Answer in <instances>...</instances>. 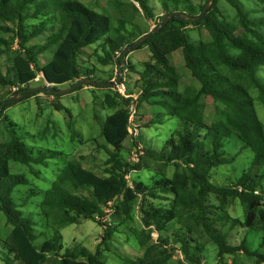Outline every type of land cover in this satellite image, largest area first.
Segmentation results:
<instances>
[{
  "label": "trees",
  "instance_id": "trees-1",
  "mask_svg": "<svg viewBox=\"0 0 264 264\" xmlns=\"http://www.w3.org/2000/svg\"><path fill=\"white\" fill-rule=\"evenodd\" d=\"M135 1L140 3L145 18L154 17L150 0ZM160 1L164 13L157 26L171 13L187 15L189 19L173 18L159 33L132 50H149V60L143 63L142 70L130 60L124 70L139 77L137 110L148 103L152 110L146 115L152 116V124L163 123L164 117H177L182 127L171 133L162 150L145 147L143 159L133 165L122 156L121 150L130 137V106L134 99H126L112 88L96 86L108 91L102 107L113 112L102 126L105 145L101 147L107 159L102 175H98L79 161L68 160L62 150L28 145L25 136L18 132V124L5 115L8 104L0 113V123L8 136L7 141L0 142V214L10 228L1 239L0 247L6 251L1 256L4 263L108 264L102 245L111 253L109 245L115 233L125 221L134 219V210H137L141 228H128L136 238L131 244L141 254L137 257L116 254L122 264H168L173 259L174 247L181 248L190 264H201L202 248L194 235L200 226L218 247V264H225L226 257L239 252L253 259L254 264H264V251H261L264 250V123L258 116L253 96L257 91V99L264 106V79L259 77L264 69V0H246L259 7L256 10L260 16L253 9H247L243 0H225L235 9L236 22L223 14L220 0H214L201 20L196 18L209 0ZM109 3L110 7L119 9L117 24L112 14L97 12L79 0H0V57L14 42L22 51L20 62L24 66L21 75L13 74L12 69L7 72L0 69V88L9 87L12 93L0 100V107L11 97L29 91L27 81L20 78L24 73H30L27 76L32 78L33 71L42 74L44 81L56 85L55 88L66 83L73 86L88 78L98 80L95 66L83 67L80 63L85 48L101 45L104 54L98 55V63L107 67L116 61L121 66L126 48L151 31L135 23L140 11L133 3L126 0H109ZM130 8L133 10L129 11ZM190 28L206 31L208 39L193 42ZM239 31L243 34H238ZM45 34L48 35L43 43L32 45ZM179 50L198 87L190 85L181 91L182 77L173 63V55ZM48 52H52V58L42 65L40 58ZM111 79L109 75L107 81ZM15 88L18 90L13 93ZM41 93L52 96L40 92L20 101ZM208 98L214 105L210 125L205 120L204 100ZM55 107L64 109L60 104ZM237 141L243 149L253 152L250 172L257 169L258 173L245 172L235 184L219 186L212 182L210 173L213 168L236 160L227 155L226 147ZM56 157H61L64 166L48 190L29 188L28 176L11 170L13 162L40 175L42 168L38 167L47 168L49 160ZM151 161L161 166L160 172H152L150 180L134 176L144 168L151 171ZM170 168L172 175L167 173ZM37 195L43 196L40 212L46 230L41 232L37 230L39 222L34 213L26 211ZM147 199L163 202L147 206ZM236 200L245 210L240 225L257 232L259 245L255 250L250 249L246 240L240 245H230L228 236L216 227L230 220L227 209ZM184 209L197 213L182 216ZM81 220H92L105 229L102 243L96 251L77 245L61 253L60 230ZM190 220L196 222L194 226ZM113 224L119 226L113 228ZM154 233H158V239L153 237ZM42 238L44 241L37 245Z\"/></svg>",
  "mask_w": 264,
  "mask_h": 264
},
{
  "label": "rangeland",
  "instance_id": "rangeland-1",
  "mask_svg": "<svg viewBox=\"0 0 264 264\" xmlns=\"http://www.w3.org/2000/svg\"><path fill=\"white\" fill-rule=\"evenodd\" d=\"M88 6H91L97 12H107L112 14L114 19V24H117L116 18L119 16L116 7L112 8L109 6V0H79ZM124 1V0H121ZM130 3L131 0H126ZM246 3L247 9H253L260 16V12L257 11L259 7H254L251 2L243 0ZM209 2V1H208ZM214 2V1H213ZM149 6L153 10L154 17L152 19L145 18L144 12L137 14L135 23H140V27L143 30L152 31L155 29V24L158 23L160 15L164 13L163 7L160 0H150ZM219 7L223 14L227 16L232 22H236L237 14L235 9L227 3L225 0H220ZM130 8L129 11H132ZM125 15L127 12L124 13ZM190 36L193 42H197L198 39H208V33L206 31H198L192 28L189 29ZM238 34H243L239 31ZM45 34L32 42L33 44L43 43ZM9 36V35H8ZM7 36V37H8ZM12 41V40H11ZM10 49L6 54L0 57V69L7 72L12 69L13 74L24 72L23 63L20 62L23 56L19 46L11 42ZM103 49L101 45H94L85 48L83 53H81L80 63L83 67H88L93 65L96 67L95 77L99 81H106L109 75L112 76L111 81L116 82L120 77V73L117 71L121 69L122 65L119 66L115 61L114 65L107 67L101 66L98 63V55H103ZM150 53L148 49H140L134 51L128 58L132 64H135L139 70L143 69V63L148 61ZM52 58V52L44 54L40 58L42 65H45ZM20 62V63H19ZM173 63L177 67L179 73L181 74V91L184 90L186 86H196L197 81L191 76V72L187 69L182 50L177 51L173 57ZM128 61H126V68ZM33 71V69H31ZM123 77H125V85L128 94H133L135 99L139 98L140 89L138 87L137 80L138 75L132 73L130 70H123ZM30 73H24L20 76L21 81L26 82L30 88H37L48 83L42 81L41 74L33 71V78L28 77ZM13 76V75H12ZM259 77L264 79V69L259 72ZM97 80V81H98ZM71 83H66L64 85L57 86L58 90H67L72 86ZM198 85V84H197ZM198 87V86H196ZM112 88V87H111ZM9 87L0 88V100L8 96ZM116 91V89H114ZM108 91L105 89H99L93 86H85L83 89L76 90L70 94L63 95L57 99L54 97L46 96L44 94H39L37 97H32L26 101H16L13 104H9L10 107L6 110L5 115L8 116L12 121L18 124V132L25 136L28 145L35 146L37 148H47L51 150H62L67 156L68 160H77L84 165L86 169L102 175L104 169V162L107 159V155L102 150L103 145H105V140L102 138V126L106 118L113 112L110 110H105L102 107V102ZM40 93V92H39ZM12 94V93H11ZM37 94V93H36ZM11 96V95H10ZM253 96L256 99V110L260 120L264 123V106L257 99L258 92L254 91ZM206 104L205 110V120L207 124H211L214 117V105L210 98L204 100ZM56 104H60L64 107L63 110H57ZM136 108V114L134 117L135 126H140V120L142 122V130L138 135H133L124 143V149L121 150L122 156L124 158L130 159L132 152L138 159H143L145 147L146 149L152 148L156 150H162L166 141L171 137V133L177 129H180L183 125L181 120L177 117H164L163 123L152 124V116L146 115L152 108L148 103L142 104L140 109L137 110L138 103H134ZM8 136L6 131L2 128L0 123V142L7 141ZM236 141V140H233ZM139 145V146H138ZM228 150V156L235 157V161L230 165H222L220 167H215L210 173V178L213 183L219 186L229 187L237 182L238 179L245 173H250L255 175L258 173L257 169L250 172L251 164L253 160V152L250 149H243L242 143L239 141L234 142L226 147ZM143 150V153H140ZM140 151V152H139ZM49 166L47 168H42L40 175H34L31 173L28 167H23L17 163H11L12 173H25L30 179L31 185L29 188H40L42 190H48L52 186V183L59 174V170L64 166V162L61 157H56L55 159L49 160ZM138 162H134L136 164ZM152 165L151 171L144 168L138 173L134 174L142 180H150L154 175L152 172H160L161 166L155 162H150ZM167 173L172 175L173 169L167 170ZM25 190V189H24ZM16 195H19V190L16 191ZM21 198V197H20ZM43 199L42 195H37L30 201L27 206V212H33L39 222L37 227L38 232L46 230L45 219L40 212V203ZM213 202L217 204L215 197L211 198ZM149 204H160L163 201H158L155 199H147ZM182 216L189 215L188 213H197V211H187L184 209L181 211ZM230 220L221 226L218 223L216 227L222 234L228 236V242L230 245L236 246L240 245L243 240L247 241L248 246L251 250H255L259 245V238L257 232L249 231L240 225L241 221H244L245 210L241 205L239 200L232 202L227 209ZM38 214V215H37ZM107 221V219L105 220ZM117 222V221H115ZM120 221H118L119 223ZM195 222V221H194ZM193 220H190V224L194 226ZM196 223V222H195ZM141 215L137 210H134V219L130 222H124L119 230L115 233L112 240V252L106 251L108 248L105 244L102 245L101 249L104 250L105 257L108 264H122V261L117 257L118 253L122 256L126 254H131L137 257L141 254L138 248L132 246L131 243L136 242L135 236L130 235V229L128 227H138L141 228ZM117 225H112L114 228ZM10 228L7 226L5 218L0 214V245L1 239H4L9 233ZM105 229L99 224L92 220H81L78 223L69 224L64 226L60 233L62 235V246L63 250L61 253H65L69 249H73L77 245H81L89 249L90 251H96L98 246L102 243V238ZM48 234V233H47ZM264 234V233H262ZM195 238L197 239L199 246L202 248V252L199 254L201 257V264H218V247L212 241V239L201 230V226L194 231ZM49 236V234H48ZM158 233H154V238L158 239ZM44 241V239H39L36 244L39 245ZM110 243V242H108ZM173 259L168 264H190L186 260L184 253L180 247H174ZM193 250H196L192 247ZM264 251V250H261ZM5 250L0 247V264H7L2 261L1 256H5ZM117 254V256H116ZM225 264H254L253 259L247 258L244 252H239L234 256H228L225 259ZM12 264V263H11Z\"/></svg>",
  "mask_w": 264,
  "mask_h": 264
},
{
  "label": "water",
  "instance_id": "water-1",
  "mask_svg": "<svg viewBox=\"0 0 264 264\" xmlns=\"http://www.w3.org/2000/svg\"><path fill=\"white\" fill-rule=\"evenodd\" d=\"M214 0H209V2L206 4L203 13L198 16L196 19L197 20H201L206 14L207 12L210 10L212 4H213ZM180 18L183 20H187L189 19V16L185 15V16H181L178 13H171V14H167L164 16L163 20L160 22V24L155 28V30L151 31L148 34H145L144 36H142L137 42H135L134 44H132L131 46H128L123 54L122 57V67L120 69V77L118 78V80L116 82H111V81H97L91 78L88 79H83L79 82H77L75 85H73L70 89L67 90H58L57 88H55L56 85H43L37 88H30L29 91L26 94H23L22 96H20V94L15 95L14 97H11L9 100L5 101L2 106L0 107V113L6 108V106L8 104H13L16 101H20L21 99H23L24 97H28V96H32L36 93L39 92H44L47 94H51V95H56V96H63V95H67L70 94L74 91H76L78 88L86 86V85H91V86H103V87H114L117 84H120L123 80V73H124V67L126 65V61L127 58L129 57V55L131 54V50L133 49H137L138 47H140L145 41H147L151 36H153L154 34L159 33L165 26H167L169 24V22L173 19V18Z\"/></svg>",
  "mask_w": 264,
  "mask_h": 264
},
{
  "label": "clouds",
  "instance_id": "clouds-1",
  "mask_svg": "<svg viewBox=\"0 0 264 264\" xmlns=\"http://www.w3.org/2000/svg\"><path fill=\"white\" fill-rule=\"evenodd\" d=\"M131 2L136 6V8L140 11V12H142V8H141V5H140V3L139 2H137V1H135V0H131ZM135 3H138L139 4V6H137ZM143 13V12H142ZM163 15V14H162ZM162 15H160V16H162ZM155 26H156V24H155ZM157 27V26H156ZM155 27V28H156ZM155 30V29H154ZM153 31V30H152ZM135 50V49H134ZM134 52V51H133ZM132 52V50H131V54L133 53ZM130 54V55H131ZM129 55V56H130ZM117 57H119V55H117ZM123 57V56H122ZM129 58V57H128ZM128 58H127V61H128ZM118 73H120V71L118 70L117 71ZM41 76V78H42V81H44V79H43V75L41 74L40 75ZM124 80H125V78L123 77V80H122V82L120 83V84H117V85H115L114 87H112V89L114 90V89H116V91H114V92H116V93H118V94H120L122 97H124L119 91H118V88H117V86L118 85H124L125 86V90H126V94L129 96V97H124V98H133L134 100H132V103H131V106H133L134 105V103H138V99H135V97H134V95L133 94H128L127 93V88H126V85H125V82H124ZM107 81V80H106ZM44 82H46V81H44ZM111 82H114V81H111ZM46 83H48V82H46ZM50 86H51V84L50 83H48ZM47 85V84H46ZM91 86V85H90ZM96 87V86H95ZM101 87H103V86H101ZM107 88H109V87H107ZM16 90L14 91V89H13V93L14 92H16L18 89L17 88H15ZM54 95H52L51 97H53ZM131 106H130V108H131ZM136 128L138 129V132L140 131L141 132V130H142V122H141V120H140V126H136ZM131 130H132V125H131V123H130V119H129V132H130V137L129 138H132V134H131ZM139 132V133H140ZM129 161H130V163L131 164H133V165H136V164H138V163H136V164H134L132 161H131V158L129 159ZM239 189V191H242V187H239L238 188ZM256 194H259V191H257L256 192Z\"/></svg>",
  "mask_w": 264,
  "mask_h": 264
},
{
  "label": "built area",
  "instance_id": "built-area-1",
  "mask_svg": "<svg viewBox=\"0 0 264 264\" xmlns=\"http://www.w3.org/2000/svg\"><path fill=\"white\" fill-rule=\"evenodd\" d=\"M137 6H139L138 3H135ZM118 88V91L124 96V97H129L127 94H126V90H125V86L124 85H118L117 86ZM16 89H14L15 91ZM135 114H136V108H135V105L131 106L130 108V123L132 125V130H131V134L132 135H135L137 136L138 135V129L136 128L135 126V122H134V117H135ZM139 146V145H138ZM143 150H141L140 153H143L142 152ZM131 161L134 163V162H139L140 159H138L135 155H134V151L132 152V156H131ZM129 178V177H128ZM154 236V234H153Z\"/></svg>",
  "mask_w": 264,
  "mask_h": 264
},
{
  "label": "crops",
  "instance_id": "crops-1",
  "mask_svg": "<svg viewBox=\"0 0 264 264\" xmlns=\"http://www.w3.org/2000/svg\"><path fill=\"white\" fill-rule=\"evenodd\" d=\"M175 54V53H174ZM173 57H174V55H173Z\"/></svg>",
  "mask_w": 264,
  "mask_h": 264
}]
</instances>
